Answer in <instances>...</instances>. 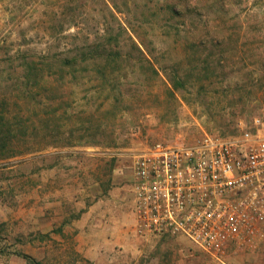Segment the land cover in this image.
Returning <instances> with one entry per match:
<instances>
[{
    "label": "rangeland",
    "instance_id": "obj_1",
    "mask_svg": "<svg viewBox=\"0 0 264 264\" xmlns=\"http://www.w3.org/2000/svg\"><path fill=\"white\" fill-rule=\"evenodd\" d=\"M119 25L158 77L133 63L107 69L112 94L127 76L120 81L126 105L101 116L115 120L111 146L83 138L19 158L0 151V264H264V225L255 249L231 247L222 262L183 236L137 235L130 191L133 157L145 148L192 145L204 134L232 137L251 119L264 120V0H0V98H9L16 79L25 84L22 56H66ZM200 31L211 41L193 50L188 44ZM220 37L221 46L208 44ZM78 69L62 82L54 81L58 75L42 82L63 83L58 112L69 125L104 95L100 76ZM178 76L181 87L173 89L168 79ZM110 194L123 198L126 224L86 255L76 224Z\"/></svg>",
    "mask_w": 264,
    "mask_h": 264
},
{
    "label": "built area",
    "instance_id": "obj_2",
    "mask_svg": "<svg viewBox=\"0 0 264 264\" xmlns=\"http://www.w3.org/2000/svg\"><path fill=\"white\" fill-rule=\"evenodd\" d=\"M134 232L183 236L222 262L231 247L255 249L264 225V120L232 137L156 143L132 160Z\"/></svg>",
    "mask_w": 264,
    "mask_h": 264
},
{
    "label": "trees",
    "instance_id": "obj_3",
    "mask_svg": "<svg viewBox=\"0 0 264 264\" xmlns=\"http://www.w3.org/2000/svg\"><path fill=\"white\" fill-rule=\"evenodd\" d=\"M253 28L258 31L255 26ZM249 31L253 29L247 28V33ZM191 40L188 47L193 50L204 48L207 42L211 41L205 40L201 31L200 35L192 37ZM223 40V37L216 38L208 44L221 46ZM20 60L25 69L21 76L25 84L17 83L19 79H16L9 98H0V151H8L6 157L9 159L19 158L34 151L71 148L83 138L89 139L91 146H111L116 123L113 119L101 116L117 108L118 104L126 105L127 100L121 87L123 82L120 81H126L127 76L116 80L117 88L115 94H112L113 92L106 91L105 87L108 81L105 75L107 69L117 71L120 67L133 63L141 65L154 78L158 77V71L145 57L140 46L120 25L116 26L115 30L107 27L96 41L79 47L72 54L25 55ZM132 60L135 62H131ZM77 68H91L97 73L102 80L97 90L100 88L104 95L95 109L87 112L84 120L69 125L68 120L59 117L58 112L64 98L63 83L56 87H46L42 82L47 77L56 75L58 78L54 81L62 82L66 71L75 72ZM181 78L178 76L172 80L168 79L173 89L181 87ZM47 92L51 97L47 96ZM112 95L115 97L112 98ZM81 131H90L91 135L72 136Z\"/></svg>",
    "mask_w": 264,
    "mask_h": 264
},
{
    "label": "crops",
    "instance_id": "obj_4",
    "mask_svg": "<svg viewBox=\"0 0 264 264\" xmlns=\"http://www.w3.org/2000/svg\"><path fill=\"white\" fill-rule=\"evenodd\" d=\"M124 207L123 198L119 195L114 198L113 194L88 207L76 224V228H79L78 241L84 244L81 249L86 255L102 249L103 243L108 241L111 228H122L126 224Z\"/></svg>",
    "mask_w": 264,
    "mask_h": 264
}]
</instances>
